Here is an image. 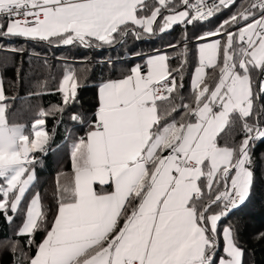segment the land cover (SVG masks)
I'll return each instance as SVG.
<instances>
[{
    "label": "snow or ice",
    "instance_id": "obj_1",
    "mask_svg": "<svg viewBox=\"0 0 264 264\" xmlns=\"http://www.w3.org/2000/svg\"><path fill=\"white\" fill-rule=\"evenodd\" d=\"M235 5L236 0H0V37L101 48L129 35H163L176 24L195 28ZM194 39L187 97L186 43H169L164 47L175 56L157 50L123 78L99 85L94 117L71 144V171L57 175L52 219L38 192L27 203L16 235L28 237L29 248L38 231L45 236L34 256L21 249L26 264H243L234 227L221 233L219 222L249 197L250 147L264 140V0H241L228 18ZM12 51L23 55L27 49ZM79 86L66 68L55 86L63 106L40 109L31 138L25 126L9 124L4 102L15 98L5 95L0 82V212L9 222L35 179L30 153L47 152L44 118L62 115ZM71 120L84 123L77 113ZM237 122L242 139L221 145V134ZM221 236L223 254L217 256ZM18 244L12 241L13 253Z\"/></svg>",
    "mask_w": 264,
    "mask_h": 264
},
{
    "label": "trees",
    "instance_id": "obj_2",
    "mask_svg": "<svg viewBox=\"0 0 264 264\" xmlns=\"http://www.w3.org/2000/svg\"><path fill=\"white\" fill-rule=\"evenodd\" d=\"M154 0H149L153 3ZM241 0H236V5L225 9L212 17L209 21L198 24L195 28L176 24L170 31L163 35L149 36L137 40L129 35L124 42L114 45H104L101 48H83L80 46L50 47L45 44H37L32 41H24L21 38L3 36L0 37V81L5 95L14 97L4 103L7 108V119L10 125L25 126L26 133L33 138L32 124L37 119L40 109H51L56 105L63 106L62 95L55 90V86L66 68H72L75 72L79 87L74 101L65 108L62 115L53 112L46 116L44 131L49 136V142L45 145L47 152L35 151L30 156L35 157L29 166L34 171L35 179L29 192L21 205L20 211L15 214L12 222H9L3 212H0V264H26L21 253L34 256L36 244H39L44 236V231H38L35 236V244L26 243L28 237L17 236L16 232L22 224L26 206L30 198L39 193L49 220L56 208L57 175L60 172H70L71 164L67 154V147L73 140L83 136L88 128V121L94 117L98 107L97 89L105 81L123 78L130 72L131 67L138 63L143 65L144 57L153 51L165 50L170 56H175V51L166 49L169 43L187 44L188 67L185 70L182 93L185 97L190 92L191 71L195 64L196 35L214 29L221 21L225 20L235 11ZM187 35V41L183 36ZM24 47L27 51L21 55L12 49ZM35 50V51H33ZM35 53H40L37 56ZM47 60L45 64L44 61ZM171 66L177 64V60L170 61ZM17 69H20L18 74ZM46 82V86H45ZM38 93V94H37ZM264 103V101H261ZM259 108V105H257ZM73 113L84 117V123L71 120ZM264 123V117L261 118ZM69 131L71 136L68 135ZM220 144L232 146L242 139L239 122L235 127H226L221 134ZM252 155L254 180L250 195L243 204L221 219L219 226H232L235 229L237 242L244 250L243 264H264V140H255L250 147ZM64 177H60L62 183ZM12 216L11 211L8 212ZM18 240L17 251H12V241ZM222 255V241L219 238V251Z\"/></svg>",
    "mask_w": 264,
    "mask_h": 264
},
{
    "label": "crops",
    "instance_id": "obj_3",
    "mask_svg": "<svg viewBox=\"0 0 264 264\" xmlns=\"http://www.w3.org/2000/svg\"><path fill=\"white\" fill-rule=\"evenodd\" d=\"M160 51H165V50H160ZM156 53V51H153V52H150V53H148L145 57H144V60H145V58L148 56V55H152V54H155ZM138 64H140L141 66H142V64L141 63H138ZM143 64H144V61H143ZM137 65V64H136ZM116 80V79H115ZM99 87V86H98ZM97 103H98V89H97ZM70 149H71V144L67 147V154H68V156H69V161H70ZM70 164H71V161H70Z\"/></svg>",
    "mask_w": 264,
    "mask_h": 264
},
{
    "label": "rangeland",
    "instance_id": "obj_4",
    "mask_svg": "<svg viewBox=\"0 0 264 264\" xmlns=\"http://www.w3.org/2000/svg\"><path fill=\"white\" fill-rule=\"evenodd\" d=\"M0 82H1V81H0ZM41 128H42V130H44L43 126H41ZM33 138H34V136H33ZM0 183H3V181L0 180ZM2 199H3V198L0 197V200H2ZM30 199H31V198H30ZM11 213H12V212H11ZM224 227H226V226H224V225L219 226V231H220L221 233H222ZM220 239H221V241H222V250H223V239H222V236L220 237ZM222 254H223V252H222Z\"/></svg>",
    "mask_w": 264,
    "mask_h": 264
}]
</instances>
